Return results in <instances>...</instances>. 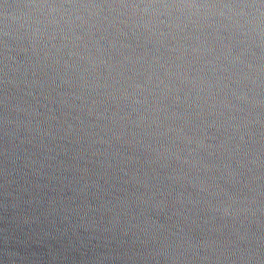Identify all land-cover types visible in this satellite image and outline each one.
Instances as JSON below:
<instances>
[{
	"label": "water",
	"instance_id": "obj_1",
	"mask_svg": "<svg viewBox=\"0 0 264 264\" xmlns=\"http://www.w3.org/2000/svg\"><path fill=\"white\" fill-rule=\"evenodd\" d=\"M0 264H264V0H0Z\"/></svg>",
	"mask_w": 264,
	"mask_h": 264
}]
</instances>
